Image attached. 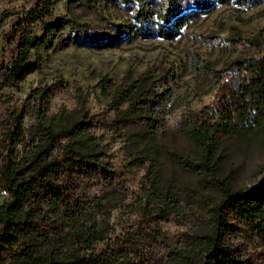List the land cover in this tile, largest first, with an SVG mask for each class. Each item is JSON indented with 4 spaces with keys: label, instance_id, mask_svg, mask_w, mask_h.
Segmentation results:
<instances>
[{
    "label": "trees",
    "instance_id": "1",
    "mask_svg": "<svg viewBox=\"0 0 264 264\" xmlns=\"http://www.w3.org/2000/svg\"><path fill=\"white\" fill-rule=\"evenodd\" d=\"M190 1L183 11L178 0H167L159 11L162 21L156 22L160 35L174 38L188 17L208 12L216 0ZM52 5L53 0H36L10 26L6 37L11 56L0 64L4 81L22 80L40 67L38 43L58 20L44 26L40 36L32 33L31 24L43 22ZM149 12H136V29L141 30ZM227 41L244 49L252 44L235 37L234 31ZM215 75L212 102L181 117L180 128L200 147L199 158L175 154L181 165L201 172L219 191L214 201L185 204L169 188L160 193L157 172L148 165L144 192L128 198L125 173L150 159V153L141 150L128 154L126 163L112 162L108 142L97 130L106 125L102 119L85 110L69 120L68 108H51L61 90L71 91L80 108L85 105L83 90L63 79L38 83L16 107L0 112V184L8 190L0 202V264H264V176L260 182L233 187L217 175L212 161L221 138L246 129L264 131V55L234 58ZM171 95L169 88L140 87L139 80L116 86L111 104H126L110 128L139 122L147 134L156 133L164 125ZM126 207L135 213L132 222L110 238L114 211L124 213ZM170 216H184L200 229L179 231L163 256L151 259L135 252L137 235H159L160 221Z\"/></svg>",
    "mask_w": 264,
    "mask_h": 264
},
{
    "label": "rangeland",
    "instance_id": "2",
    "mask_svg": "<svg viewBox=\"0 0 264 264\" xmlns=\"http://www.w3.org/2000/svg\"><path fill=\"white\" fill-rule=\"evenodd\" d=\"M178 1L184 6L183 11L191 4L190 0ZM35 2L2 0L0 64L7 63L11 56V42L6 33ZM166 5L167 0H53L43 22L31 24L32 33L40 36L44 26L58 20L47 38L38 43L40 67L19 81L0 78V112L16 107L19 99L38 83L63 79L83 90L85 105L80 108L71 91L61 90L52 98L51 108H68L69 120L80 118L85 110L102 119L106 125L97 130L103 132L108 142L107 154L112 162L126 163L128 154L141 150L150 153V159L134 164L125 173L128 198L144 192L148 165L157 172L160 193L169 188L185 204L196 199L214 201L219 191L204 181L201 172L181 165L175 157L179 153L197 159L200 154V147L181 130V117L187 110L212 102L217 89V69L237 57L264 55V0L239 3L216 0L208 12L188 17L174 38L160 35L156 27V22L162 21L159 11ZM147 9L151 12L138 30L134 15ZM232 31L235 37L252 43L250 47H233L227 41ZM29 58L34 59L32 50ZM135 80H139L140 87L156 91L169 88L172 92L164 125L151 135L139 122L120 129L110 128L112 119L126 104L116 108L111 104L115 87L125 88ZM212 161L217 175L226 177L233 187L262 181L264 131L246 129L221 138ZM134 216L128 207L124 213L115 210L110 238L120 234L124 226L129 227ZM182 229L200 228L184 216H170L160 221L159 235L153 236L152 232L137 235L134 251L149 254L151 259L163 256L166 244Z\"/></svg>",
    "mask_w": 264,
    "mask_h": 264
},
{
    "label": "built area",
    "instance_id": "3",
    "mask_svg": "<svg viewBox=\"0 0 264 264\" xmlns=\"http://www.w3.org/2000/svg\"><path fill=\"white\" fill-rule=\"evenodd\" d=\"M2 0H0V12H1ZM1 14V13H0ZM8 195L7 188L0 184V202Z\"/></svg>",
    "mask_w": 264,
    "mask_h": 264
}]
</instances>
